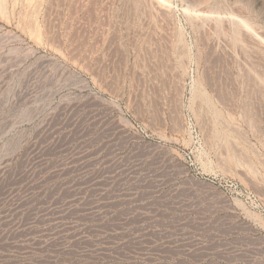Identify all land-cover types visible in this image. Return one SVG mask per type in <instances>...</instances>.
Returning a JSON list of instances; mask_svg holds the SVG:
<instances>
[{
	"label": "rangeland",
	"instance_id": "obj_1",
	"mask_svg": "<svg viewBox=\"0 0 264 264\" xmlns=\"http://www.w3.org/2000/svg\"><path fill=\"white\" fill-rule=\"evenodd\" d=\"M258 37L264 0H0V264H264Z\"/></svg>",
	"mask_w": 264,
	"mask_h": 264
},
{
	"label": "bare ground",
	"instance_id": "obj_2",
	"mask_svg": "<svg viewBox=\"0 0 264 264\" xmlns=\"http://www.w3.org/2000/svg\"><path fill=\"white\" fill-rule=\"evenodd\" d=\"M241 22H242V21H241ZM241 26H242V25H241ZM246 30H247V29H246ZM259 35H260V34H259ZM251 36H252V35H251ZM255 37H256V36H255ZM258 39H260L259 41L261 42V40H262L263 38L261 39V38L258 37L257 40H258ZM262 42H263V45H264V40H262ZM262 42H261V44H262Z\"/></svg>",
	"mask_w": 264,
	"mask_h": 264
}]
</instances>
